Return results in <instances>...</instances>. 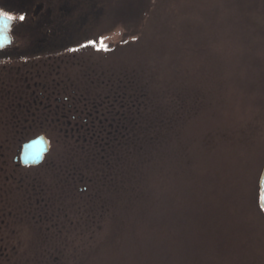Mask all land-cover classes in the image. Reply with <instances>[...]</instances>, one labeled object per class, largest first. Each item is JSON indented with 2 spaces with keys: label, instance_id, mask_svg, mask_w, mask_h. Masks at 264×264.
Wrapping results in <instances>:
<instances>
[{
  "label": "rangeland",
  "instance_id": "374dc122",
  "mask_svg": "<svg viewBox=\"0 0 264 264\" xmlns=\"http://www.w3.org/2000/svg\"><path fill=\"white\" fill-rule=\"evenodd\" d=\"M91 2L92 28L83 42L91 45L86 54L92 64L108 68L116 62L145 71L167 100L183 101L187 114L162 158L155 156L143 176L123 183L120 175L108 184L113 191L100 196L95 189L101 183L92 174L74 186L86 203L82 207L92 200L101 207L104 200L108 209L99 213L103 228L91 242L69 237L77 244L63 264H264V215L258 208L264 0ZM13 37L31 42L17 32ZM49 142L42 166L10 164V178L29 182L43 170H55L49 165L58 156L56 143ZM28 218L14 224L6 264L44 259L42 231L37 235Z\"/></svg>",
  "mask_w": 264,
  "mask_h": 264
},
{
  "label": "trees",
  "instance_id": "16d2710c",
  "mask_svg": "<svg viewBox=\"0 0 264 264\" xmlns=\"http://www.w3.org/2000/svg\"><path fill=\"white\" fill-rule=\"evenodd\" d=\"M84 52L78 56L86 58ZM68 63V76L80 80L75 84L76 91L67 89L62 112H28L25 130L11 128L12 142L22 143L41 134L56 143L58 156L49 165L56 166L55 170H43L29 182L12 180L8 166H0V264L10 261L9 237L14 238V224L21 217H31L28 219L38 228L37 235L42 231L45 251L41 264H63L69 248L77 244L69 237L81 241L82 237L73 236H84L85 242H91L103 228L99 213L106 212L107 203L101 200L99 207L98 201L92 200L82 207L86 203L77 197L74 186L92 174L93 182L101 183L95 189V196H100L113 191L108 184L118 182L120 175L123 183L143 176L144 169L155 156H161L187 114L180 98V102L167 100L150 75L137 67L120 68L114 62L104 68L105 64L88 60L81 66L79 62V69L77 61L70 59ZM64 160L63 165L69 167L62 166ZM44 182L49 183L47 187ZM33 197L34 201L28 202ZM83 222L85 225H81ZM49 223L52 226L46 227ZM46 228L50 229L49 235ZM39 245L34 243V247Z\"/></svg>",
  "mask_w": 264,
  "mask_h": 264
},
{
  "label": "flooded vegetation",
  "instance_id": "af4514ba",
  "mask_svg": "<svg viewBox=\"0 0 264 264\" xmlns=\"http://www.w3.org/2000/svg\"><path fill=\"white\" fill-rule=\"evenodd\" d=\"M0 11L14 18L7 28L0 24L5 38L0 43V166L20 167L23 142H12L11 128L25 130L28 112H62L67 89L76 91L80 79L68 76V61H77L80 69L78 63L90 58L86 51L91 45L83 40L92 28V2L0 0ZM16 32L31 42L21 44L20 37L17 43ZM82 50L86 58L78 56Z\"/></svg>",
  "mask_w": 264,
  "mask_h": 264
},
{
  "label": "water",
  "instance_id": "95a60500",
  "mask_svg": "<svg viewBox=\"0 0 264 264\" xmlns=\"http://www.w3.org/2000/svg\"><path fill=\"white\" fill-rule=\"evenodd\" d=\"M5 38L0 37V43H3ZM3 41V42H2ZM50 150V144L45 137L40 136L35 140L22 146L20 152L21 165L26 167H35L41 164ZM258 206L261 212L264 214V169L261 173L259 180V196Z\"/></svg>",
  "mask_w": 264,
  "mask_h": 264
},
{
  "label": "snow or ice",
  "instance_id": "6c2138e0",
  "mask_svg": "<svg viewBox=\"0 0 264 264\" xmlns=\"http://www.w3.org/2000/svg\"><path fill=\"white\" fill-rule=\"evenodd\" d=\"M13 19L14 18L11 15L0 11V24H2L3 27L7 28L9 26L8 22L12 21ZM20 19L22 20L23 17H20Z\"/></svg>",
  "mask_w": 264,
  "mask_h": 264
}]
</instances>
